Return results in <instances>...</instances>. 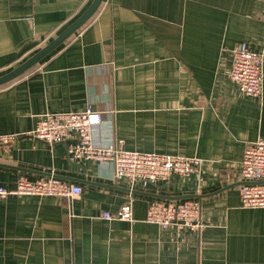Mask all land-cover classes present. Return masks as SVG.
I'll return each mask as SVG.
<instances>
[{
  "label": "crops",
  "instance_id": "1",
  "mask_svg": "<svg viewBox=\"0 0 264 264\" xmlns=\"http://www.w3.org/2000/svg\"><path fill=\"white\" fill-rule=\"evenodd\" d=\"M93 1L0 0V77ZM241 44L264 57V0H104L65 43L1 86L0 135L17 139L0 147V184L58 175L83 193L0 199V264H264V209H244L239 196L244 150L264 139V77L259 99L228 79ZM88 107L113 120L124 149L197 157L200 174L132 188L94 161H72L66 143L31 136L44 115ZM189 199L200 203V231L147 223L150 203ZM129 204L134 221L103 218Z\"/></svg>",
  "mask_w": 264,
  "mask_h": 264
},
{
  "label": "built area",
  "instance_id": "2",
  "mask_svg": "<svg viewBox=\"0 0 264 264\" xmlns=\"http://www.w3.org/2000/svg\"><path fill=\"white\" fill-rule=\"evenodd\" d=\"M228 79L247 97L262 96L264 57L246 44L235 47L231 53ZM34 139L50 146L66 143L69 157L74 162L94 161L101 174L111 181H124L130 187L141 182L157 184L173 177L200 174L201 159L179 155H164L129 151L115 138L113 120L88 107L82 112L49 113L41 117L31 133ZM17 135H0V147L8 146ZM244 184L239 188L244 209H264V139H259L244 150L239 166ZM83 188L56 177L30 180L20 176L17 185L8 189L0 184V199L11 196L67 197L80 196ZM133 205L123 206L117 214L104 213L108 221L114 219L132 222ZM146 221L162 230L175 228L200 231V203L196 199L182 202L154 201L147 209Z\"/></svg>",
  "mask_w": 264,
  "mask_h": 264
},
{
  "label": "water",
  "instance_id": "3",
  "mask_svg": "<svg viewBox=\"0 0 264 264\" xmlns=\"http://www.w3.org/2000/svg\"><path fill=\"white\" fill-rule=\"evenodd\" d=\"M104 0H94L91 6L83 13L81 17H79L71 26H69L63 33H61L58 37L52 40L47 46L37 52L34 56L24 62L21 66L14 69L10 73L0 77V87L6 85L17 78L24 75L34 66H36L41 60L46 58L49 54L59 48L63 43H65L73 34H75L79 29H81L99 10ZM56 178H60L62 180L69 181V179L65 177H60L58 175L54 176ZM71 183V181H69ZM136 192H132L135 194ZM166 200H177L178 198H165ZM187 197H180L179 199H186Z\"/></svg>",
  "mask_w": 264,
  "mask_h": 264
}]
</instances>
